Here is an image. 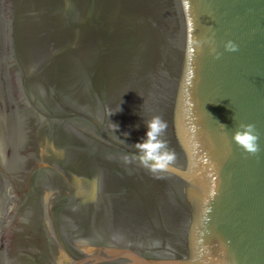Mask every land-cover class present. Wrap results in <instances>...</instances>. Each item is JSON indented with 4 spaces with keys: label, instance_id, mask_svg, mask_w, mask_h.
Returning <instances> with one entry per match:
<instances>
[{
    "label": "water",
    "instance_id": "1",
    "mask_svg": "<svg viewBox=\"0 0 264 264\" xmlns=\"http://www.w3.org/2000/svg\"><path fill=\"white\" fill-rule=\"evenodd\" d=\"M0 264H264V0H0Z\"/></svg>",
    "mask_w": 264,
    "mask_h": 264
},
{
    "label": "clouds",
    "instance_id": "2",
    "mask_svg": "<svg viewBox=\"0 0 264 264\" xmlns=\"http://www.w3.org/2000/svg\"><path fill=\"white\" fill-rule=\"evenodd\" d=\"M224 47L228 52L237 51V46L232 41H228ZM145 127L146 132L142 141L135 144L139 151V159L149 167L166 169L173 160L172 154L166 148V142L161 139L166 123L160 117L154 116L145 124ZM232 139L249 154H256L259 151V137L252 124L239 125Z\"/></svg>",
    "mask_w": 264,
    "mask_h": 264
}]
</instances>
